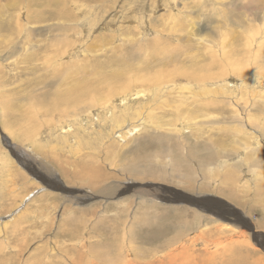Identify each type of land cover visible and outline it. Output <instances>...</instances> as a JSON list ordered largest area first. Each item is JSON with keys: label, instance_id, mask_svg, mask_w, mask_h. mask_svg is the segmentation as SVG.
Here are the masks:
<instances>
[{"label": "rangeland", "instance_id": "rangeland-1", "mask_svg": "<svg viewBox=\"0 0 264 264\" xmlns=\"http://www.w3.org/2000/svg\"><path fill=\"white\" fill-rule=\"evenodd\" d=\"M121 258L264 264V0H0V264Z\"/></svg>", "mask_w": 264, "mask_h": 264}, {"label": "bare ground", "instance_id": "bare-ground-1", "mask_svg": "<svg viewBox=\"0 0 264 264\" xmlns=\"http://www.w3.org/2000/svg\"><path fill=\"white\" fill-rule=\"evenodd\" d=\"M258 5V4H257ZM260 6V5H259ZM258 6V7H259ZM253 7V6H252ZM250 12H251V10H250ZM156 42H158V41H156ZM161 43H159L158 42V44H152L153 46H157V45H160ZM67 52L66 51H64V52H61V53H59L60 55H63V54H66ZM156 83H161V79L159 78V77H156ZM79 86L78 85H76L75 86V88H78ZM93 89H96V90H98L97 91V93L95 94V95H98V96H100L101 95V93H100V90H99V87H96V88H93ZM86 92H87V90H85ZM144 91V90H143ZM138 94H141V95H145L144 93H142V92H140V93H138ZM106 101V96H104L103 97V102H105ZM70 106H72V101L70 102ZM96 106H98V104H97V102L96 101H90V104L89 105H87V104H82L81 106H80V108H79V110H84V114L86 113V110L88 109V108H94V107H96ZM70 108H72V107H70ZM89 112H91V110L89 111ZM142 115L143 114H140L139 115V119L142 117ZM77 118V117H76ZM85 118V117H84ZM149 118H155V117H152V116H150L149 115ZM138 119V120H139ZM87 120V119H86ZM119 124V123H118ZM135 124H137V123H133V124H130L128 127L129 128H131V129H136V128H138V127H140V126H137V125H135ZM153 125H156V126H158L159 124H157V123H153ZM142 127H145L144 126V123H142ZM155 129V128H154ZM158 130V129H157ZM173 133H175V134H177V132L176 131H174ZM4 138H5V136H4ZM3 140V142L5 143V144H7V139L4 141V139H2ZM7 146H9L8 144H7ZM160 155H158V156H160V157H162L163 155H164V153H159ZM24 156V155H23ZM16 157H17V161L19 162V164L21 165V166H25V165H23V162L19 159V155H16ZM21 157V156H20ZM24 157H26V159H28V155H25ZM23 157V158H24ZM30 158V157H29ZM22 159V158H21ZM32 159V158H31ZM37 159V158H36ZM22 162V163H21ZM37 162V161H36ZM25 163V162H24ZM38 163L39 162H37V166H38ZM43 164V163H42ZM27 165V164H26ZM39 165H40V163H39ZM185 166H187V163H185L184 164ZM27 167V166H26ZM37 168V167H36ZM66 172V171H65ZM65 172H63V175H64V177H70V175L69 174H67V172L65 173ZM50 177V176H49ZM160 177V176H159ZM48 179V178H47ZM49 180V179H48ZM47 181V180H46ZM56 185V184H55ZM152 190H155V191H159V189H161V187H159V186H156V187H153L152 186ZM156 188V189H155ZM181 191V190H180ZM152 193H155V192H152ZM173 196H174V199H175V201H174V203H169V204H172L173 206H175V204L177 203V202H180L181 204H187V203H189V204H194V205H197V206H199L200 207V209L198 208H196L197 210H200L201 212H203V213H205V214H207L206 216L207 217H209V218H212L213 219V217H214V220L216 221V222H221L220 220H222L223 218H222V216H223V212L225 213V211H224V208H222V206H223V204H219V203H215V202H212V201H210V200H205V201H203L202 199L201 200H195L194 198H192L191 196H189V194H185V193H180L179 195H177V194H175V193H173L172 194ZM222 205V206H221ZM195 208V207H194ZM148 215V214H147ZM220 218V219H219ZM243 218V219H242ZM241 220H242V228L243 229H245L246 230V228H248V229H250V231H252L251 229L253 228L252 227V224L250 223V221L245 217V215L244 216H241ZM225 224V223H224ZM226 225H229V224H226ZM188 229H189V224H177V227H175V233L176 234H178L179 233V231L181 232V231H183V230H187L188 231ZM172 232H173V230H171ZM247 231H249V230H247ZM178 238H179V235L178 236H174V237H172V238H170V239H168V240H166L164 243H163V245L162 246H168V245H170V244H172L173 242H175V241H177L178 240ZM122 258L121 259H118V261L117 260H115V262H109V263H114V264H119V263H122ZM129 262V261H128ZM106 263H108V262H106ZM101 264H104V263H101ZM129 264V263H128ZM133 264H134V262H133Z\"/></svg>", "mask_w": 264, "mask_h": 264}, {"label": "crops", "instance_id": "crops-1", "mask_svg": "<svg viewBox=\"0 0 264 264\" xmlns=\"http://www.w3.org/2000/svg\"><path fill=\"white\" fill-rule=\"evenodd\" d=\"M15 155H16V153H15Z\"/></svg>", "mask_w": 264, "mask_h": 264}]
</instances>
